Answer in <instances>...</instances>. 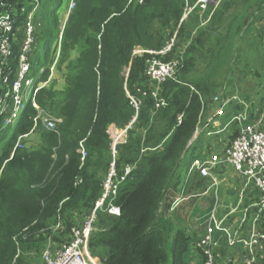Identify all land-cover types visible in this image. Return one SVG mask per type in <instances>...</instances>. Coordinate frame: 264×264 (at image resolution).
I'll use <instances>...</instances> for the list:
<instances>
[{
  "label": "trees",
  "instance_id": "trees-1",
  "mask_svg": "<svg viewBox=\"0 0 264 264\" xmlns=\"http://www.w3.org/2000/svg\"><path fill=\"white\" fill-rule=\"evenodd\" d=\"M129 1L77 0L60 30L58 17L52 12L60 0H0V17L9 15L12 24L6 36L10 56L3 65L0 57V99L11 102L25 23L37 8L27 78L31 80L39 60L45 58L46 64L60 33L55 67L62 71L65 66L64 90L58 92L50 85L36 96L39 107L61 123L54 131L40 125L32 131L36 111L27 102L14 135L0 148V264H35L32 254H41L48 229L58 220L63 229L54 241L66 240L70 228L81 223L100 198L112 163L118 175L126 164L135 165V169L118 187L114 204L120 215L98 214L97 230L89 240L90 255L102 264H194L191 254L197 235L205 227V215L199 219L200 229L191 233L189 227L178 224V210L184 207H173L182 195L184 202L188 200L184 206L191 209L193 200L210 186L211 182L197 173L187 182L186 177L191 176H187L191 164L210 153L211 139L205 131L189 142L206 122L211 106L220 105L223 97L215 94L239 60L245 67L260 58L257 46L250 42L251 26L264 21V0H222L217 7L209 5L204 14L196 8L178 30L180 46L190 40L182 68L174 80L158 86L144 75L149 56L132 59V50L162 49L179 26L186 6L197 0ZM261 26L260 40L264 38V23ZM248 44L251 46L245 48ZM178 48L176 45L165 60L174 58ZM73 51L77 57L69 61ZM49 67L39 72V82L49 76ZM156 88L158 98L165 102L159 109L151 96ZM127 94L140 102L137 112ZM238 106L228 114L241 112ZM135 115L126 143L116 146L113 154L108 128L123 130ZM179 115L181 123L177 124ZM250 117H255L253 111ZM10 127H4L1 116L0 141ZM31 131L37 144L29 148L22 144L13 151L16 140L31 135ZM81 141L86 151L83 163L77 152ZM197 147L200 152L194 156ZM185 164L188 167L182 173ZM214 202L213 197L205 214ZM221 243L219 253L224 256L226 249ZM259 264H264V252Z\"/></svg>",
  "mask_w": 264,
  "mask_h": 264
},
{
  "label": "built area",
  "instance_id": "built-area-1",
  "mask_svg": "<svg viewBox=\"0 0 264 264\" xmlns=\"http://www.w3.org/2000/svg\"><path fill=\"white\" fill-rule=\"evenodd\" d=\"M35 2L36 0H31ZM142 4L144 0H130L131 2ZM222 0H197L192 6H186L180 20L179 26L169 39L166 45L158 50H145L135 47L132 50L131 58L148 55L144 75L150 83L156 86L167 80H174L177 72L182 68L183 54L189 41L180 46L178 30L192 12L198 8L201 14L207 11L209 5L217 7ZM73 5V4H72ZM211 14V13H210ZM210 14L207 19H209ZM31 16V15H30ZM28 16L25 23L21 54L19 56L18 71L11 85V105L13 110L9 111V116L3 121L4 127L12 126L19 119L24 111L26 103L30 102L37 114L40 112L38 106L33 101V97L38 89L29 92L27 97L21 94L23 83L27 90L31 87L32 80H26L29 71L28 56L34 42V24L32 16ZM208 20L200 22L204 25ZM12 31V24L9 15L0 17V57L1 65L10 56V44L6 37ZM179 46L174 58L165 60L164 58L173 54V48ZM178 54V55H176ZM145 96V93H143ZM151 96L156 100L155 108L165 106L164 100L158 98V88L151 92ZM8 94L4 95L6 99ZM130 104L138 111L140 102L127 94ZM6 101V100H5ZM4 99H0V117L6 111ZM238 102L237 98L221 101L208 115L206 122L195 134L206 131V136L217 137V142L210 147V153L204 159L195 160L189 167L188 174L197 173L201 179L211 182L206 192L213 191L214 204L211 210L204 217V228L197 235L194 243V251L197 252V262L194 264H259L264 252V130L262 116L250 117V111L246 107L238 114H231L229 109ZM137 114V113H136ZM39 118V116H38ZM182 115L177 117V124L181 123ZM41 125L47 131H54L60 120L53 119L47 115L39 118ZM136 120V115L130 124L123 130H118L114 126L108 128L107 133L112 141V146L126 143L127 129ZM236 127V130H234ZM34 129V126H33ZM236 136L234 137V133ZM222 135L221 138L218 136ZM28 135L19 137L18 142ZM234 138H233V137ZM231 137V138H230ZM83 142V141H82ZM82 142L79 143L77 152L80 160L86 156ZM22 148L19 143L15 149ZM14 149V150H15ZM115 154V148H112ZM135 165L126 164L120 175L112 164L102 183V194L95 202L93 209L83 221L70 228L67 239L57 243L54 236L62 231L61 221H57L48 231L41 249V264H97L90 255L89 240L96 232V222L99 213H106L118 217L120 209L114 204L118 187L128 177L131 176ZM233 174L238 185L233 189V194L229 193L228 176ZM222 186V189H221ZM225 188V189H224ZM220 191L226 194L223 204L220 201ZM223 198V197H222ZM176 204V203H175ZM175 206V205H174ZM224 243L226 252L221 256L219 249Z\"/></svg>",
  "mask_w": 264,
  "mask_h": 264
},
{
  "label": "rangeland",
  "instance_id": "rangeland-1",
  "mask_svg": "<svg viewBox=\"0 0 264 264\" xmlns=\"http://www.w3.org/2000/svg\"><path fill=\"white\" fill-rule=\"evenodd\" d=\"M76 3H77V0H60L59 6H58V4H56L52 8V12H54L55 15H57V17H58L60 30H62L64 24L66 23V20H67L68 15L75 8L74 6L76 5ZM36 8H37V6H36ZM37 11L39 12L38 8L36 9V12H32L30 14L32 16L33 21H34V19L36 20L35 15L37 14ZM261 27H259L258 29H255L254 30L255 33H252V39H251L253 41V43L256 42L255 44H253V43L252 44L257 46V49L259 51L258 54H260V58L257 61H255L256 63H254V61L253 62L250 61L248 67L250 66V70H251L250 72L251 73L253 72V70L255 69V67H258V70H257L258 71V75H260L259 77L260 78H263V80H264V49L260 50V43L263 42V46H264V38L261 41L260 40V37H259L262 34ZM60 39H61V33L58 35L57 42L55 43V45H52V47H51V49L49 51V58L46 57V59H48V61L46 60V64H45V58H42L33 67L32 72H31V78H30L32 80L31 87L27 90V88H24L26 84L23 83V86L24 87H22L21 94L24 95V97H27L28 93L29 92H32L35 89H38V91H39L42 88H48L50 85L53 86L54 90H56L58 92H62L64 90V87H65V79H64L65 66H62V69H61L62 71H57L56 70V67H55V64H56L55 62H56V60L58 58V54H59L58 51H59ZM55 46H56V48H55ZM252 54H250V55H252ZM76 57H77V52L76 51L71 52L70 53V56H69V61H74ZM252 60H253V58H252ZM47 66L48 67L50 66L49 67L50 68L49 76L46 78L45 81L39 82L38 81L39 72L42 73L43 71H45V69L47 68ZM251 66L254 67V68H251ZM28 72L26 74V80L27 81H29V79L27 78ZM16 79H18V77H16L14 80H16ZM38 91H37V93H38ZM37 93L33 97V101L38 106L40 112L38 114L36 112L35 115L32 118V122H33L34 129L37 128L39 125L42 126L39 118L42 119V117H45V115H47V116H49V117H51L53 119H56V118H54L52 116V114H50L49 112H47V111H45V110H43V109H41L39 107L38 103L36 102ZM5 109H6V111L3 112V115H2L3 121L6 120V118L9 116V114H10L9 111L10 110L11 111L13 110L11 103H7L6 102ZM253 114H254L255 117L262 116V119H263V122H264V108L262 109L261 104H260L259 108H257L256 111L253 110ZM38 116H39V118H38ZM56 120H60V123H61V119H56ZM17 121L18 120H16L14 122V124L12 125V127H10L8 129V131L6 132L5 139L2 140V141H0V148L3 146V144L5 143L6 140L10 139L14 135V129H15L16 125H17ZM60 123H57V124H60ZM34 129L32 128V131ZM118 130L119 129L116 128V132H118ZM32 131L30 132L31 135L27 136L25 138V140L22 139L19 142H18V139L19 138L16 140L15 146L13 148V151L16 150L15 147H16V145L18 143L20 145L24 144L26 148L35 146L37 144V136L34 135V134H32ZM110 136L111 135H109V137ZM218 137L221 138L222 135H219ZM208 138H210L211 141L214 140L215 142H217V140H216L217 137L216 136H213V137L209 136ZM83 143L84 142H82L83 149H84V144ZM213 145H214V143H213ZM115 147L112 146V142H111V149L112 148H115ZM78 148H79V145H78ZM18 149H20V148H18ZM84 151H85V149H84ZM199 152H200V148L198 149V147H197V151H196V153H195L194 156H197V154H199ZM112 153H113V150H112ZM85 154H86V151H85ZM112 164H110V166ZM110 166H109V168H110ZM187 167H188L187 164L183 165V167L181 168L182 173H185V171L187 170ZM108 171H109V169H108ZM188 171H189V169H188ZM193 174L194 173L188 174V175H191V176L188 177V178L186 177V182H187V180H189L192 177ZM220 195L222 196V192L221 191H220ZM213 197H214L213 191H208L206 195H203L202 197L199 196L195 200H193V202H192L193 204L191 205V209H190L189 207L184 206L188 202V200H186L184 202V199H186V198H183L182 195H179L178 198H177L176 204L173 207V208H175L178 205H179V208H183L184 207L183 210H181V209L178 210V216L181 219V222H178V224L181 227H185V228H188L189 227V232L196 233L200 229V220L199 219L202 218L204 215L205 216L207 215V214H205V212H206V209L208 208V206L210 205V199H212ZM171 222H172V226H173V229H174V225H173L172 218H171ZM167 247H168V245H167ZM191 255H192L191 259H192L193 263H196L197 262V256H198L197 252L194 251V253H192ZM32 256L34 258V263L35 264H37V260L39 262L38 264H41L40 263L41 262V254L40 255L32 254ZM92 259L97 264H102L100 262V259H98L97 257H93Z\"/></svg>",
  "mask_w": 264,
  "mask_h": 264
},
{
  "label": "crops",
  "instance_id": "crops-1",
  "mask_svg": "<svg viewBox=\"0 0 264 264\" xmlns=\"http://www.w3.org/2000/svg\"><path fill=\"white\" fill-rule=\"evenodd\" d=\"M264 23V21L259 22L256 21L253 23V25L251 26L252 28V33H255L254 30L258 29L262 24ZM262 41V40H261ZM251 43H253V41H250ZM242 43V42H241ZM253 45V44H251ZM251 45H246L245 48H249ZM264 49L263 46V42L260 43V50ZM240 59V58H239ZM256 63V62H254ZM248 65V64H247ZM251 68H254L251 66ZM258 67H255V69L253 70V72L251 73L250 71V66H245L244 67V63L241 62V60H239V63L237 64L233 74H231V76L229 78H227L226 80H224V83L220 85L219 90L217 91L218 93H216L215 95L217 96H221L223 97V99H221V101L224 100H229V98H237L238 99V109H242L243 107H246L247 110L249 109V111H256L257 108H259L260 104H261V99L264 97V80L263 78H260L258 75ZM252 75H251V74ZM213 101L217 100V97H215L213 95ZM220 101V103H221ZM233 104L232 108L234 107V105H238V104ZM217 107V106H211V111L210 113L213 111V109ZM235 111V110H234ZM199 134H195L194 133V139L198 136ZM213 143H215V141H211L210 146H213ZM210 152V150H209ZM238 185V180L237 178L233 175L230 174L228 176V183L225 185L226 188H235ZM229 188V193L232 195L233 194V189ZM222 189V186H221ZM225 189V188H224ZM226 194H222V196L220 197V201L224 204L226 202V199H224V196ZM223 197V198H222Z\"/></svg>",
  "mask_w": 264,
  "mask_h": 264
},
{
  "label": "water",
  "instance_id": "water-1",
  "mask_svg": "<svg viewBox=\"0 0 264 264\" xmlns=\"http://www.w3.org/2000/svg\"><path fill=\"white\" fill-rule=\"evenodd\" d=\"M194 140V136L191 138V140H190V142H189V144L192 142Z\"/></svg>",
  "mask_w": 264,
  "mask_h": 264
},
{
  "label": "bare ground",
  "instance_id": "bare-ground-1",
  "mask_svg": "<svg viewBox=\"0 0 264 264\" xmlns=\"http://www.w3.org/2000/svg\"><path fill=\"white\" fill-rule=\"evenodd\" d=\"M23 114V113H22Z\"/></svg>",
  "mask_w": 264,
  "mask_h": 264
}]
</instances>
